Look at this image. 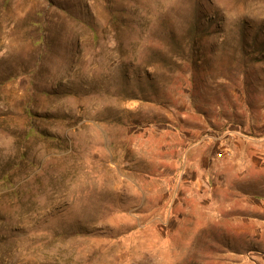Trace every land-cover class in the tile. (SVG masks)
<instances>
[{
	"label": "rangeland",
	"instance_id": "rangeland-1",
	"mask_svg": "<svg viewBox=\"0 0 264 264\" xmlns=\"http://www.w3.org/2000/svg\"><path fill=\"white\" fill-rule=\"evenodd\" d=\"M237 129L264 0H0V264H264V197L187 177Z\"/></svg>",
	"mask_w": 264,
	"mask_h": 264
},
{
	"label": "crops",
	"instance_id": "crops-1",
	"mask_svg": "<svg viewBox=\"0 0 264 264\" xmlns=\"http://www.w3.org/2000/svg\"><path fill=\"white\" fill-rule=\"evenodd\" d=\"M240 132L242 131L237 129L236 132L231 131L224 135L214 148L197 145L190 147L187 151L188 179L192 182L197 177L196 172L198 171L201 175L199 180L208 188L207 191L210 193L215 188L216 198L223 199L221 204L224 205L227 204L225 199H239L243 196L247 198L264 197V140L259 141L262 143L259 147L256 143H252L255 142L253 139L252 142H239L241 137H245ZM203 148L204 151H202ZM198 150L201 151L200 159H193V155ZM205 150H207V159L203 157ZM211 153L212 156H210ZM191 158L194 160L193 163H191ZM242 191L243 194L240 193ZM231 205L232 210H240L238 203H231ZM241 210L244 211V209ZM250 213L254 214L255 209H251ZM238 215L231 218L232 223H236L237 226L241 220ZM243 222L255 224L250 217Z\"/></svg>",
	"mask_w": 264,
	"mask_h": 264
},
{
	"label": "bare ground",
	"instance_id": "bare-ground-1",
	"mask_svg": "<svg viewBox=\"0 0 264 264\" xmlns=\"http://www.w3.org/2000/svg\"><path fill=\"white\" fill-rule=\"evenodd\" d=\"M77 70H78V69H77ZM79 75H80V74H79ZM75 76H77V75H75ZM75 76H74V77H75ZM80 78H81V76H80ZM87 78H88V77H87ZM80 90H81V89H80Z\"/></svg>",
	"mask_w": 264,
	"mask_h": 264
}]
</instances>
